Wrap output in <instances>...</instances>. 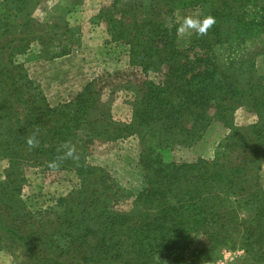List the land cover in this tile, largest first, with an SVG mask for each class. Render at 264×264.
<instances>
[{"label": "trees", "instance_id": "16d2710c", "mask_svg": "<svg viewBox=\"0 0 264 264\" xmlns=\"http://www.w3.org/2000/svg\"><path fill=\"white\" fill-rule=\"evenodd\" d=\"M46 1L0 0V251L14 264H217L223 249H242L225 264H264V0H108L89 22L126 48L127 67L56 105L24 59L78 46L69 17L83 0ZM208 14L206 35L178 32L183 18ZM120 90L132 92L127 121L110 112ZM237 109L254 120L236 124ZM212 131L209 153L180 156ZM130 136L135 194L88 162ZM29 168L77 183L41 205L27 192Z\"/></svg>", "mask_w": 264, "mask_h": 264}, {"label": "rangeland", "instance_id": "374dc122", "mask_svg": "<svg viewBox=\"0 0 264 264\" xmlns=\"http://www.w3.org/2000/svg\"><path fill=\"white\" fill-rule=\"evenodd\" d=\"M50 3L47 0L45 3ZM108 0H83V3L76 11L70 14L69 21L73 25H80L82 34L80 35V44L61 57L52 60H42L32 53L26 55L24 65L28 70L29 76L38 82L44 91V95L50 105H56L70 99L82 86L98 75L104 73H115L118 70L125 69L128 64L126 48L117 43L108 42V37L102 24L95 26L89 22V19L96 12V9ZM48 11V8H46ZM39 15V12H38ZM258 70L264 72V57L258 60ZM150 79H155L150 74ZM102 100L108 99L109 91H102ZM132 99V92L119 91L110 97V112L114 119L127 121L130 117L131 107L129 101ZM253 117L243 109H237L234 113V122L238 125L251 123ZM220 135V134H219ZM217 133L212 131L205 136L195 152L190 149H183L181 157L190 160L198 154L205 155L217 142ZM209 153V152H208ZM139 144L135 136H130L120 140L114 145L112 150L104 152L103 155H90L88 162L104 167L111 178L121 188L129 190L132 194L137 193L143 187L142 173L138 166ZM3 162H0V173ZM26 171L30 177V185L27 192L34 193L36 201L41 205H46L51 196L64 195L68 193L77 183V179L69 172H57L51 178H34L32 171L35 168H29ZM261 182L264 187V164L261 171ZM35 201V200H34ZM126 199L119 208L128 207ZM243 255L242 249H223L217 259V264H225L233 261L235 258ZM0 264H14L8 255L0 251Z\"/></svg>", "mask_w": 264, "mask_h": 264}, {"label": "clouds", "instance_id": "9594fccd", "mask_svg": "<svg viewBox=\"0 0 264 264\" xmlns=\"http://www.w3.org/2000/svg\"><path fill=\"white\" fill-rule=\"evenodd\" d=\"M215 18L210 14L203 17H185L178 28V32L184 34L186 32H195L196 35H206L208 30L215 24ZM28 144L33 146L35 141L29 139Z\"/></svg>", "mask_w": 264, "mask_h": 264}]
</instances>
